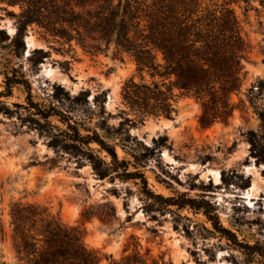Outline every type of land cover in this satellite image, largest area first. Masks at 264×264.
<instances>
[{
  "label": "rangeland",
  "instance_id": "obj_1",
  "mask_svg": "<svg viewBox=\"0 0 264 264\" xmlns=\"http://www.w3.org/2000/svg\"><path fill=\"white\" fill-rule=\"evenodd\" d=\"M73 2L47 6L53 28L28 24L25 48L13 55V13L21 6L0 0V28L10 36L0 41V71L22 81L0 95V259L13 260L9 210L21 200L43 204L78 228L99 251L97 264L125 254L149 264H264V123L257 112L264 104V85L257 86L264 80V0L231 2L246 43L239 87L228 117L206 125L199 99L176 87L171 117L130 106L126 83L162 78L139 69L95 29L63 20L93 19L95 5ZM27 89L34 101L77 120L82 132L97 129L115 145L125 164L119 174L97 175L85 149L60 134L67 129L62 114L49 123L33 107L14 105L26 104ZM250 135L258 139L253 147ZM90 145L110 160L96 142ZM140 173L145 181L132 177Z\"/></svg>",
  "mask_w": 264,
  "mask_h": 264
},
{
  "label": "trees",
  "instance_id": "obj_2",
  "mask_svg": "<svg viewBox=\"0 0 264 264\" xmlns=\"http://www.w3.org/2000/svg\"><path fill=\"white\" fill-rule=\"evenodd\" d=\"M6 1L21 6L19 12L13 13L16 29L12 37L0 28V33L5 36L0 35V41L10 38L8 46L13 55H18L20 48H25L24 35L28 24L36 22L49 30L53 28L52 20L45 13L47 6L60 2L66 7L72 1L78 6L95 5L93 19L64 17L63 20H76L78 28L95 29L100 38L113 41L117 48L130 53L139 69L163 80L126 83L124 99L130 106L145 114L171 117L174 110L173 88L176 87L199 99L202 108L199 121L202 125L216 117L226 119L234 107L230 95L239 87L241 57L246 43L231 6L232 0ZM65 9L68 13L69 10ZM157 53L161 54V60L157 59ZM0 73L4 82L0 95L8 96L13 86L22 81L15 79L9 69H2ZM165 78H168V83H165ZM254 85H251L250 91H253ZM263 85L264 80H257L258 88ZM26 92V104L14 105L33 107L38 120L49 123L50 116L62 114L67 129L59 131L60 134L73 145L85 149L97 175L103 178L119 174L117 170L124 167V161L118 157L115 145H110L97 129L84 128L87 131L82 132L78 121H74L68 113L52 103L41 105L33 100L29 89ZM257 112L264 123V104ZM257 141L250 135L251 147ZM92 142L106 151L110 157L108 162L95 155L94 147L90 145ZM50 144L55 146L57 143ZM102 162L108 165L107 168ZM137 176H142L145 181L143 173L132 177ZM186 204L189 202L178 203L180 206ZM9 213L11 245L15 253L11 262L0 259V264H97L99 251L84 242L78 228L66 224L47 206L15 200L10 204ZM111 260L112 264H149L145 259L130 254Z\"/></svg>",
  "mask_w": 264,
  "mask_h": 264
},
{
  "label": "bare ground",
  "instance_id": "obj_3",
  "mask_svg": "<svg viewBox=\"0 0 264 264\" xmlns=\"http://www.w3.org/2000/svg\"><path fill=\"white\" fill-rule=\"evenodd\" d=\"M29 43V42H28ZM250 194V193H249Z\"/></svg>",
  "mask_w": 264,
  "mask_h": 264
}]
</instances>
